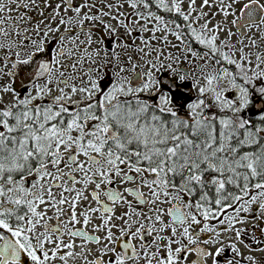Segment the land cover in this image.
I'll return each instance as SVG.
<instances>
[{
    "label": "snow or ice",
    "instance_id": "snow-or-ice-1",
    "mask_svg": "<svg viewBox=\"0 0 264 264\" xmlns=\"http://www.w3.org/2000/svg\"><path fill=\"white\" fill-rule=\"evenodd\" d=\"M0 264H264V0H0Z\"/></svg>",
    "mask_w": 264,
    "mask_h": 264
}]
</instances>
